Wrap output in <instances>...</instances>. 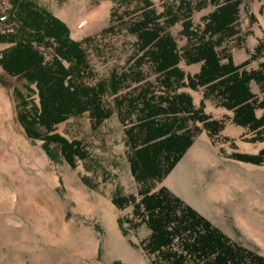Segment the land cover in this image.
Listing matches in <instances>:
<instances>
[{"label":"trees","instance_id":"1","mask_svg":"<svg viewBox=\"0 0 264 264\" xmlns=\"http://www.w3.org/2000/svg\"><path fill=\"white\" fill-rule=\"evenodd\" d=\"M137 17L124 21L136 36L135 64L132 69H112L109 76L97 78L84 42L74 38L68 23L38 0H9L0 41L9 45L0 50V65L19 77L24 89L14 86L20 122L28 136L41 138L51 157L56 151L73 166L77 158L91 159V152L79 138L56 130V124L88 111L96 127L113 113L105 96L115 94L120 117L128 125L125 142L131 170L140 183L139 194L117 189L112 201L118 207L133 205L132 216L120 221L132 227L146 224L149 233L141 246L151 255V264H264V254L232 238L169 186L158 183L174 168L195 136L206 128L215 137L225 127L223 118L205 110V98L233 111L231 119L247 127L249 141L264 140V59L259 67L247 68L250 58L236 62L227 48L218 49L217 38L242 40L239 28L242 0H180L166 3L158 11L154 0H138ZM206 2L214 8L204 15L201 27H193L191 14ZM164 17L162 20L161 18ZM114 15L103 32H116ZM183 19L188 43L180 48L169 26ZM264 41L256 45L252 57L264 54ZM49 50L51 55L47 56ZM200 62L196 72H186L180 61ZM143 64L157 73L158 87L145 81ZM255 80L261 94L251 86ZM132 83L131 91L117 94ZM205 87L204 98L196 105L190 91ZM37 94L38 99L34 96ZM262 108L261 114L257 109ZM201 121L203 126L196 122ZM231 144L237 147L234 139ZM229 156L264 163V146L258 152L234 150ZM87 184L94 183L86 175Z\"/></svg>","mask_w":264,"mask_h":264},{"label":"rangeland","instance_id":"2","mask_svg":"<svg viewBox=\"0 0 264 264\" xmlns=\"http://www.w3.org/2000/svg\"><path fill=\"white\" fill-rule=\"evenodd\" d=\"M38 1L68 23L73 37L91 36L84 46L97 78L109 76L112 69L122 71L136 66V36L129 33L123 23L137 17L138 0ZM154 1L158 11H163L166 3L180 2ZM191 1L196 4L200 0ZM102 5L107 8L92 25L79 21ZM214 6L206 2L203 7L194 9L193 27L200 28L204 15ZM8 7L9 0H0L1 30L13 28L12 24L5 23L4 12ZM112 14L116 32H103ZM239 28L242 40L215 37L218 49L227 47L238 63L250 58L247 68L259 67L264 54L259 57L252 54L256 45L264 41V0H242ZM169 30L180 48L188 43L183 19L169 26ZM7 45L9 42L0 41V50ZM46 53L50 57V51ZM180 65L186 72L200 68V62L188 63L184 59ZM142 69L144 80L160 90L157 73L148 64H143ZM15 85L24 89L23 81L0 65V264H151V255L140 244L149 228L146 224L132 227L128 222L122 223V216H132L133 205L118 207L112 201L117 189L125 194H139L140 188L131 170L125 142L128 123L120 117L115 94L105 96L113 107L112 115L96 127L88 111L56 124L57 131L81 139L91 152V159L77 158L73 166L54 143L51 146L57 156L51 157L41 138L27 135L18 117ZM137 85L123 87L117 94L131 91ZM251 86L261 94L255 80ZM180 89L190 91L196 105L204 98V86L196 89L181 86ZM34 96L38 99L36 93ZM204 104L207 112L225 120V127L215 137L202 127L194 143L158 185L167 183L213 222L239 240L253 243L254 248L264 254V226L260 228L261 235H254L241 220V216L255 215L259 220L264 219V163L229 156L234 150L257 152L264 146V140H246L244 137L253 132L232 121L231 109L208 97ZM262 111V108L257 109L258 114ZM196 123L203 126L201 121ZM225 136L234 139L237 147ZM196 143L206 147L208 153L203 148L201 153L198 147L193 152ZM188 156L191 158L176 174L182 178L180 174L186 169L183 184L170 182L169 176ZM82 175L88 176L94 186L84 182Z\"/></svg>","mask_w":264,"mask_h":264},{"label":"crops","instance_id":"3","mask_svg":"<svg viewBox=\"0 0 264 264\" xmlns=\"http://www.w3.org/2000/svg\"><path fill=\"white\" fill-rule=\"evenodd\" d=\"M59 16V15H58ZM75 38V37H74ZM215 117V116H214ZM194 143V142H193ZM200 148V152L202 153L203 152V149H204V151H206L207 152V150H206V147H204L203 145H201V144H195L194 145V149H193V152H194V150L196 149V148ZM203 148V149H202ZM259 151V150H258ZM257 151V152H258ZM208 153V152H207ZM184 156V155H183ZM191 157H189L188 156V158H186L183 162H182V164L178 167V169L176 170V171H174V173L172 174V175H170L169 176V181L170 182H174V183H179V185H182L183 184V180H184V172H185V170L186 169H183V171H182V173L180 174V175H182V178L181 177H178V176H176V174L179 172V170H180V168H183L184 167V165H186V161L187 160H189ZM247 162H249V161H247ZM178 163V162H177ZM185 163V164H184ZM177 165V164H176ZM175 165V166H176ZM175 166H174V168H175ZM173 168V169H174ZM172 169V170H173ZM191 169H193V168H191ZM171 170V171H172ZM171 171L167 174V175H169L170 173H171ZM167 175H166V177H167ZM179 175V176H180ZM165 178V177H164ZM163 178V179H164ZM163 179L161 180V181H163ZM160 181V182H161ZM159 182V183H160ZM163 184H165V185H167V186H169L167 183H162L161 185H163ZM158 186H160V185H158ZM208 191L209 190H207V193H208ZM175 192V191H174ZM193 205V204H192ZM197 208V207H196ZM198 209V208H197ZM199 210V209H198ZM200 212H202L201 210H199ZM203 213V212H202ZM203 214H205V213H203ZM238 214H240V213H238ZM206 215V214H205ZM207 216V215H206ZM208 217V216H207ZM249 216H245L244 218L241 216V220H242V223H244L248 228H249V230L254 234V235H261L262 233H263V230H261L260 228H263V226H264V219L263 218H260V220H259V217L257 216V215H255V217H252V216H250L249 218H248ZM215 223V222H214ZM216 224V223H215ZM218 226H220L219 224H217ZM221 227V226H220ZM222 228V227H221ZM223 229V228H222ZM226 233H228L232 238H234V239H236L237 241H239V242H241V243H243V244H245V245H247V246H249V247H252V248H254V245H253V243H248V242H245V241H242V240H239L238 238H236L234 235H232V233L230 232V231H228V230H225V229H223ZM257 238H258V236H257ZM255 249V248H254ZM257 250V249H256ZM259 251V250H258ZM260 252V251H259Z\"/></svg>","mask_w":264,"mask_h":264},{"label":"bare ground","instance_id":"4","mask_svg":"<svg viewBox=\"0 0 264 264\" xmlns=\"http://www.w3.org/2000/svg\"><path fill=\"white\" fill-rule=\"evenodd\" d=\"M106 8L107 5H102L99 10L93 9L90 12H88V10V14L85 17L81 18L79 21L83 22L87 26L92 25L100 17L102 11H104Z\"/></svg>","mask_w":264,"mask_h":264}]
</instances>
